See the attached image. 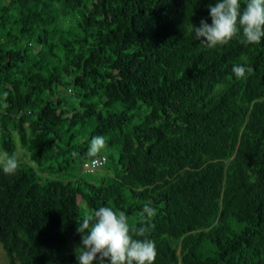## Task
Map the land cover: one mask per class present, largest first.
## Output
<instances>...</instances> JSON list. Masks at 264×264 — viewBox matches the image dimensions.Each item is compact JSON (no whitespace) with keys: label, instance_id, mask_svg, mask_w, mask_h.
Wrapping results in <instances>:
<instances>
[{"label":"trees","instance_id":"16d2710c","mask_svg":"<svg viewBox=\"0 0 264 264\" xmlns=\"http://www.w3.org/2000/svg\"><path fill=\"white\" fill-rule=\"evenodd\" d=\"M214 3L0 0L8 264H77V220L109 206L136 227L145 203L155 264H264V41L194 40ZM95 136L108 148L89 157ZM101 157L103 175L83 170Z\"/></svg>","mask_w":264,"mask_h":264},{"label":"clouds","instance_id":"9594fccd","mask_svg":"<svg viewBox=\"0 0 264 264\" xmlns=\"http://www.w3.org/2000/svg\"><path fill=\"white\" fill-rule=\"evenodd\" d=\"M211 24L200 21L199 27L189 23L194 40L202 46L216 49L239 40L244 45H260L264 41V0H215L208 5ZM232 72L238 79L247 78L253 68L234 65ZM108 148L103 136L91 139L88 156L99 157ZM74 157L78 153H72ZM20 168L15 154L0 151V171L12 176ZM156 211L145 203L139 213V225L133 227L124 211L102 206L76 221L80 245L75 249L77 264H155L156 244L147 236L154 225L149 221Z\"/></svg>","mask_w":264,"mask_h":264},{"label":"rangeland","instance_id":"374dc122","mask_svg":"<svg viewBox=\"0 0 264 264\" xmlns=\"http://www.w3.org/2000/svg\"><path fill=\"white\" fill-rule=\"evenodd\" d=\"M18 155L20 156L21 159L28 160L27 154L23 150H21L19 147H18ZM105 169H106V167H101V168L96 170L95 174L103 175ZM77 247H78V245L76 243L69 242V244L66 247V251L68 253H75V249ZM0 264H8L7 258L4 254V251L1 249V247H0Z\"/></svg>","mask_w":264,"mask_h":264},{"label":"built area","instance_id":"2783aa9c","mask_svg":"<svg viewBox=\"0 0 264 264\" xmlns=\"http://www.w3.org/2000/svg\"><path fill=\"white\" fill-rule=\"evenodd\" d=\"M105 163V158L101 157V158H95L87 163H85L83 165V170L88 172V173H92L93 171H95L98 167L102 166Z\"/></svg>","mask_w":264,"mask_h":264}]
</instances>
